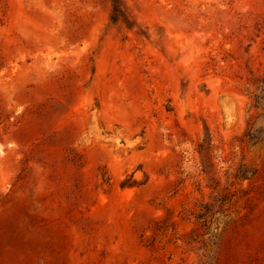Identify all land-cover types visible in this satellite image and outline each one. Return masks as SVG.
Listing matches in <instances>:
<instances>
[{"label":"rangeland","instance_id":"rangeland-1","mask_svg":"<svg viewBox=\"0 0 264 264\" xmlns=\"http://www.w3.org/2000/svg\"><path fill=\"white\" fill-rule=\"evenodd\" d=\"M263 82L264 0H0V264H264Z\"/></svg>","mask_w":264,"mask_h":264},{"label":"trees","instance_id":"trees-1","mask_svg":"<svg viewBox=\"0 0 264 264\" xmlns=\"http://www.w3.org/2000/svg\"><path fill=\"white\" fill-rule=\"evenodd\" d=\"M116 13H117V8L113 7V9H112V13H111L112 15H111V17H110V20H111L112 22H116V21H117ZM259 91H260L261 96H259V97L257 96L256 98L259 99V100H262V99H264V95H262V93H263V91H264V82H263V88L260 89ZM125 185H126V184H123L122 187H124Z\"/></svg>","mask_w":264,"mask_h":264}]
</instances>
